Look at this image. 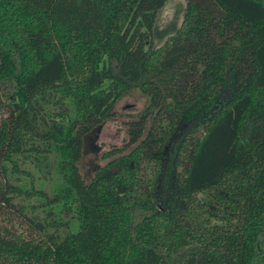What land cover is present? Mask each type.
<instances>
[{"label":"trees","instance_id":"trees-1","mask_svg":"<svg viewBox=\"0 0 264 264\" xmlns=\"http://www.w3.org/2000/svg\"><path fill=\"white\" fill-rule=\"evenodd\" d=\"M167 1L0 0V264H264V0Z\"/></svg>","mask_w":264,"mask_h":264},{"label":"rangeland","instance_id":"rangeland-1","mask_svg":"<svg viewBox=\"0 0 264 264\" xmlns=\"http://www.w3.org/2000/svg\"><path fill=\"white\" fill-rule=\"evenodd\" d=\"M186 0H168L160 11L156 25L154 40L162 45L180 24L185 12ZM149 103V98L135 88L125 94L115 106L112 117L103 122L94 131L85 136L83 156L80 169L87 180H90L95 167L105 163L102 155L116 146H121L127 139V122L138 117ZM78 222L73 221L71 227L78 229Z\"/></svg>","mask_w":264,"mask_h":264}]
</instances>
